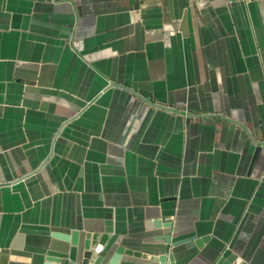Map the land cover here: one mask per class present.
<instances>
[{
  "label": "crops",
  "instance_id": "1",
  "mask_svg": "<svg viewBox=\"0 0 264 264\" xmlns=\"http://www.w3.org/2000/svg\"><path fill=\"white\" fill-rule=\"evenodd\" d=\"M254 141L264 0H0V264H264Z\"/></svg>",
  "mask_w": 264,
  "mask_h": 264
},
{
  "label": "water",
  "instance_id": "2",
  "mask_svg": "<svg viewBox=\"0 0 264 264\" xmlns=\"http://www.w3.org/2000/svg\"><path fill=\"white\" fill-rule=\"evenodd\" d=\"M113 86L129 91L135 97L145 101V99L142 96H140L139 94H137L136 92L132 91L131 89L125 86H122L116 83H113ZM244 130L249 135V132L247 131V129L244 128ZM254 142L257 146V149H256V153H257L260 147H264V141H254ZM110 233H111V229L106 228L105 233L101 235L98 239H97L98 237L97 235H92V237H90V235H86V240L84 241L83 246H82L83 252H82L81 260L78 262L71 263V264H119L121 256L123 254L124 255L134 254L133 256H136V257L140 256V253H137V252L134 253L133 251H130V250L125 251V249H123L122 247H116L114 250H112V247L109 243ZM55 237H58L64 241L70 240L72 244H75L77 233H71L70 235L56 233ZM164 239L168 240V237H165ZM190 242L193 243V241L191 240L185 241V243H190ZM196 243L200 245L199 242H196ZM234 259H235V255L231 252L230 249H226L223 251L222 255L218 259L217 264H230ZM48 260L54 261L59 264H65L64 260H61L58 258L54 259L53 257H49ZM150 260L153 264H175L172 255L169 253H163L161 255L152 256L150 257Z\"/></svg>",
  "mask_w": 264,
  "mask_h": 264
}]
</instances>
